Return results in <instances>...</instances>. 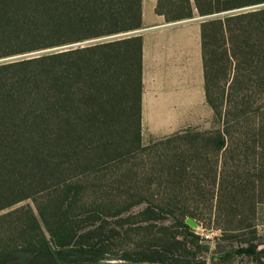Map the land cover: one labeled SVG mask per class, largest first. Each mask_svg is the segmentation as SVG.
Segmentation results:
<instances>
[{
  "label": "trees",
  "instance_id": "16d2710c",
  "mask_svg": "<svg viewBox=\"0 0 264 264\" xmlns=\"http://www.w3.org/2000/svg\"><path fill=\"white\" fill-rule=\"evenodd\" d=\"M154 1L166 23L202 19L213 125L145 146L142 0H0V264H206L188 220L255 232L264 0Z\"/></svg>",
  "mask_w": 264,
  "mask_h": 264
},
{
  "label": "crops",
  "instance_id": "0c3cea01",
  "mask_svg": "<svg viewBox=\"0 0 264 264\" xmlns=\"http://www.w3.org/2000/svg\"><path fill=\"white\" fill-rule=\"evenodd\" d=\"M142 0L141 133L165 137L193 126L205 104L199 23H166Z\"/></svg>",
  "mask_w": 264,
  "mask_h": 264
},
{
  "label": "rangeland",
  "instance_id": "374dc122",
  "mask_svg": "<svg viewBox=\"0 0 264 264\" xmlns=\"http://www.w3.org/2000/svg\"><path fill=\"white\" fill-rule=\"evenodd\" d=\"M201 21L202 19L194 18L179 22L198 24ZM191 122H193L191 127L210 128L213 125L211 111H207L206 108L197 110L195 118L186 123ZM159 138L142 134V142L145 146ZM153 152H155L153 149H148L138 154L134 160V163L143 165L139 172H142L144 176H147L149 164L153 162ZM188 221L201 239L198 254L206 260V264H264V206L260 207L255 214L256 229L253 233L249 229H240L237 222H232L230 226H222L224 231H221L201 228L194 220ZM245 237L250 240L251 245L259 247L248 251L247 248L250 245L241 243V239ZM97 258L94 257V259Z\"/></svg>",
  "mask_w": 264,
  "mask_h": 264
},
{
  "label": "water",
  "instance_id": "95a60500",
  "mask_svg": "<svg viewBox=\"0 0 264 264\" xmlns=\"http://www.w3.org/2000/svg\"><path fill=\"white\" fill-rule=\"evenodd\" d=\"M207 18H210V17L208 16ZM199 19H201V18H199ZM134 33H137V32H134ZM130 34H132V33H126V34H122V35H119V36H127V35H130ZM116 37H118V36L105 37V38L98 39V40H92V41H87V42L80 43V44H74V45L64 46V47L55 48V49H51V50H45V51H41V52H37V53H33V54H41V53H44V52H49V51H54V50H62V49L70 48V47L76 48L77 46H84V45L91 44V43H94V42L109 40V39H113V38H116ZM30 55H32V54H28V55H24V56H30ZM24 56H21V57H24ZM15 58H20V56L19 57H14V58H11V59H15ZM5 60H10V59H5Z\"/></svg>",
  "mask_w": 264,
  "mask_h": 264
}]
</instances>
